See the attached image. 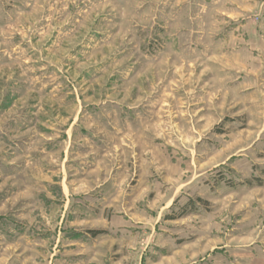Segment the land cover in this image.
<instances>
[{
    "label": "rangeland",
    "instance_id": "1",
    "mask_svg": "<svg viewBox=\"0 0 264 264\" xmlns=\"http://www.w3.org/2000/svg\"><path fill=\"white\" fill-rule=\"evenodd\" d=\"M0 264H264V0H0Z\"/></svg>",
    "mask_w": 264,
    "mask_h": 264
}]
</instances>
